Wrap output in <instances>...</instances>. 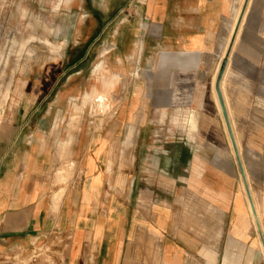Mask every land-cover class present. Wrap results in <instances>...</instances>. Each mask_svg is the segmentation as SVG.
<instances>
[{
	"label": "crops",
	"instance_id": "obj_1",
	"mask_svg": "<svg viewBox=\"0 0 264 264\" xmlns=\"http://www.w3.org/2000/svg\"><path fill=\"white\" fill-rule=\"evenodd\" d=\"M245 1L131 0L111 18L109 3L98 10L70 0L73 50L78 28L101 27L75 50L73 66L95 56L87 87L106 90L103 117L118 107L98 129L61 111V92L49 101L48 92L25 91L1 109L0 264H256L264 245V0H248L221 91L242 138L257 232L236 157L223 152L213 96ZM115 77L126 101L103 85Z\"/></svg>",
	"mask_w": 264,
	"mask_h": 264
},
{
	"label": "rangeland",
	"instance_id": "obj_2",
	"mask_svg": "<svg viewBox=\"0 0 264 264\" xmlns=\"http://www.w3.org/2000/svg\"><path fill=\"white\" fill-rule=\"evenodd\" d=\"M79 1L85 2L84 6L92 4L98 10L101 9L103 3H109L111 7L110 17L112 18L118 11L125 9L126 4L131 0ZM69 2L70 0H0V111L1 109L10 108L13 98L20 97L25 91L31 94L33 92L36 96L38 93L43 96L48 92L49 101L56 97L58 92H61L64 99L63 103L58 106L59 109L64 112L70 111L74 117L79 116L84 121L83 127L98 129L104 126L105 120L114 114L118 106H114L115 108L111 110L110 114L103 117L100 114L103 104L100 102V98L103 99L102 93L106 92V90L103 91L101 88L87 87L88 81L92 80L91 67L95 66L97 60L95 56L90 54L87 60H84L76 67L73 66V63L78 59L79 55V52L75 50L82 49L86 46L87 41L85 40L91 34L97 32V30L99 32L101 27L99 25H83L81 30L77 27L81 41L80 45L73 50L71 38L73 37L75 24L72 22H75L76 19L74 17L75 10L72 9L70 11L69 8H66ZM55 3L56 7L61 4L60 14H62L61 22L56 24L54 20L55 14L51 8ZM125 16H128V13L123 12L120 15L119 21ZM135 16V13L130 11L129 19ZM117 23L118 20L115 24ZM233 25L231 26L230 32ZM100 45L101 42H97L94 50L96 51ZM63 49H66V54L61 57L60 69L54 66V63L58 62L61 58L58 55L54 56L50 54H59ZM98 68L101 69V72L94 76V84L101 83L102 65L98 64L95 71ZM71 77L76 78L75 81L72 82L71 86L65 87L66 82ZM130 78L132 77L129 76L127 78V82ZM54 81H58V83L50 89V84ZM121 82L123 83V81ZM27 83L29 84L28 87ZM114 83L119 84V78L115 77L109 82L104 81L103 85L113 88ZM109 91L110 96L114 95L118 97L116 103L118 101H126L130 95L129 92L122 88V85L115 86ZM96 96L97 103L96 100H92V97L95 99ZM70 97L73 99L69 106L67 102ZM104 108L109 110L110 104H106ZM232 122L233 130L237 135L235 122L233 120ZM236 137L241 147V156L243 159L242 138L238 135ZM145 139L148 144L151 139L161 141L164 138ZM221 145L223 152L232 158L224 133L221 137ZM257 261H260V254L258 255Z\"/></svg>",
	"mask_w": 264,
	"mask_h": 264
},
{
	"label": "bare ground",
	"instance_id": "obj_3",
	"mask_svg": "<svg viewBox=\"0 0 264 264\" xmlns=\"http://www.w3.org/2000/svg\"><path fill=\"white\" fill-rule=\"evenodd\" d=\"M240 11V10H239ZM241 12H242V10H241ZM239 13V12H238ZM240 15H241V13H239ZM244 15V14H243ZM239 18H240V16H239ZM242 20V19H241ZM236 21H237V18H236ZM236 21H235V23H234V25H233V27H232V30H231V32H230V35H229V38H228V40H227V43H226V46H225V49H224V58H225V56H226V54H227V52H228V50H229V47H230V44H231V42H232V40H233V37L235 36V39H234V42H233V44L236 42V40H237V37H238V33H239V30H240V25H241V22H240V25H239V27L237 28V24H238V22H239V19H238V22L236 23ZM236 28H237V30H236ZM237 31H238V33H237ZM140 42V41H139ZM233 46V45H232ZM232 48V47H231ZM138 49V48H137ZM230 52H231V50H230ZM230 56V55H229ZM223 58V59H224ZM229 59V58H228ZM230 60V59H229ZM219 67V66H218ZM101 72V69H99L98 68V70H96L95 71V73H97V75L99 74ZM225 74V73H224ZM215 80H216V75H215V77L213 78V85H214V83H215ZM223 81H224V75H223V78H222V81H221V85H220V88H221V91H222V93L224 94V89H223ZM214 91V90H213ZM214 101H215V104H216V107H217V110H218V114H219V117H220V120H221V124H222V127H223V130H224V133H225V136H226V139H227V142H228V146H229V148H230V151H231V154H232V156L233 157H236V160H237V157H239V155H238V150H239V144H238V141H237V137H236V134H235V131L233 130V122L229 119V122H230V125H231V129H232V134H233V140L231 139V137L229 136V133H228V131H227V127H226V125H225V122H224V119H223V115H222V112H221V109H220V105H219V102H218V100H217V96H216V94H215V92H214ZM225 101V107H226V110H227V112H228V105H227V103H226V100H224ZM100 102L101 103H103V99H101L100 98ZM229 117H230V115H229ZM240 171V170H239ZM244 173V172H243ZM248 181V180H247ZM250 187V186H249ZM244 189V188H243ZM250 189V188H249ZM246 193V192H245ZM248 198V197H247ZM250 198H251V196H250ZM254 199V198H253ZM247 200V199H246ZM247 202V206H248V212H249V215H250V220H251V222H252V224H253V226H254V229H255V231L257 232L258 231V227H259V224H258V219H259V215H258V211H257V209H256V207H255V203H254V201H253V203H254V206H253V203H251L252 202V200H251V202H250V200L248 201H246ZM249 202H250V205H249ZM260 237V236H259ZM261 239V238H260ZM259 246H260V261H257L256 260V262H257V264H263L262 262H263V260H264V253H263V247H264V245H262V243L259 241Z\"/></svg>",
	"mask_w": 264,
	"mask_h": 264
},
{
	"label": "water",
	"instance_id": "obj_4",
	"mask_svg": "<svg viewBox=\"0 0 264 264\" xmlns=\"http://www.w3.org/2000/svg\"><path fill=\"white\" fill-rule=\"evenodd\" d=\"M247 3H248V0L245 1L244 6L242 8V12H241V15H240V18H239V22L237 24V28L240 25V22H241V19L243 17V14L245 12ZM237 28H236V30H237ZM234 39H235V36L233 37V40H232V42L230 44L229 50H228L225 58L221 62V65L219 67V70H218V73H217V76H216L215 85H214V90H215V93H216L217 98H218V102H219L220 109H221V112H222V115H223V119H224L225 125L227 127V131L229 133V136L231 137L232 140H233L232 129H231V125H230V122H229V117H228V114H227V110L225 108L224 100H223V97H222V94H221L220 83L222 81L223 75H224L225 70H226V67H227L228 58H229V55H230V50H231V47L233 45ZM237 164H238V168H239V170L241 172V175L243 177V182H244V185H245V189H246V192H247V196H248V198H249V200L251 202L249 189H248L246 180L244 178L243 168H242V164H241V161H240V158L239 157H237Z\"/></svg>",
	"mask_w": 264,
	"mask_h": 264
}]
</instances>
